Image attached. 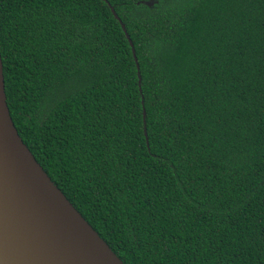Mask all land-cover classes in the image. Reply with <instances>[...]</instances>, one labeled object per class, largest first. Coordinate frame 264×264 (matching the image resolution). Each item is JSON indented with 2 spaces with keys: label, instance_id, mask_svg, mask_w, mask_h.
I'll use <instances>...</instances> for the list:
<instances>
[{
  "label": "trees",
  "instance_id": "1",
  "mask_svg": "<svg viewBox=\"0 0 264 264\" xmlns=\"http://www.w3.org/2000/svg\"><path fill=\"white\" fill-rule=\"evenodd\" d=\"M106 1L0 0L19 136L124 264H264V0Z\"/></svg>",
  "mask_w": 264,
  "mask_h": 264
},
{
  "label": "water",
  "instance_id": "2",
  "mask_svg": "<svg viewBox=\"0 0 264 264\" xmlns=\"http://www.w3.org/2000/svg\"><path fill=\"white\" fill-rule=\"evenodd\" d=\"M108 6L132 49L141 90L134 45L114 8ZM145 115L143 111L148 144ZM0 264H124L51 181L19 136L7 103L1 52Z\"/></svg>",
  "mask_w": 264,
  "mask_h": 264
}]
</instances>
